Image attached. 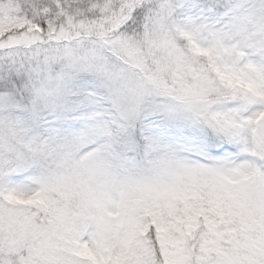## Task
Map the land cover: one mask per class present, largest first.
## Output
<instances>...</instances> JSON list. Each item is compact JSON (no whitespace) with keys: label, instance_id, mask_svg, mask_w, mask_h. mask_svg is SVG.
Listing matches in <instances>:
<instances>
[{"label":"snow or ice","instance_id":"1","mask_svg":"<svg viewBox=\"0 0 264 264\" xmlns=\"http://www.w3.org/2000/svg\"><path fill=\"white\" fill-rule=\"evenodd\" d=\"M0 264H264V0H0Z\"/></svg>","mask_w":264,"mask_h":264}]
</instances>
